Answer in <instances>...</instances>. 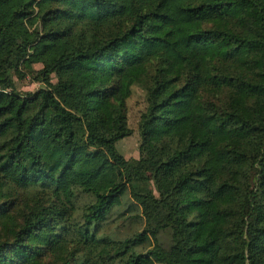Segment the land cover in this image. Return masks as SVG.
I'll list each match as a JSON object with an SVG mask.
<instances>
[{
    "label": "trees",
    "instance_id": "obj_1",
    "mask_svg": "<svg viewBox=\"0 0 264 264\" xmlns=\"http://www.w3.org/2000/svg\"><path fill=\"white\" fill-rule=\"evenodd\" d=\"M157 263L264 264V0H0V264Z\"/></svg>",
    "mask_w": 264,
    "mask_h": 264
},
{
    "label": "rangeland",
    "instance_id": "obj_2",
    "mask_svg": "<svg viewBox=\"0 0 264 264\" xmlns=\"http://www.w3.org/2000/svg\"><path fill=\"white\" fill-rule=\"evenodd\" d=\"M38 68L39 66H35ZM15 87L19 93L34 92L39 87L31 77H27L24 81H16ZM146 108L144 93L137 87L133 88L132 95L127 101V124L132 131L131 136L119 141L116 144V149L125 159H137L139 157L140 137L138 131V124L140 115ZM124 208L119 209L111 218L106 226L103 227L102 235H109L115 239L130 238L142 229L141 222L131 221L127 218L128 214L119 217L118 214ZM163 241H167V236L162 237ZM140 253H146L147 247L138 248ZM159 264V263H157Z\"/></svg>",
    "mask_w": 264,
    "mask_h": 264
}]
</instances>
